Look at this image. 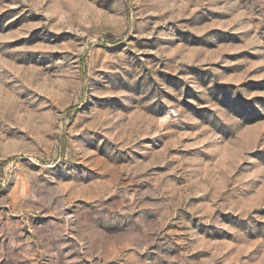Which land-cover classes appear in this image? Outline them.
<instances>
[{"label":"rangeland","instance_id":"374dc122","mask_svg":"<svg viewBox=\"0 0 264 264\" xmlns=\"http://www.w3.org/2000/svg\"><path fill=\"white\" fill-rule=\"evenodd\" d=\"M0 264H264V0H0Z\"/></svg>","mask_w":264,"mask_h":264}]
</instances>
